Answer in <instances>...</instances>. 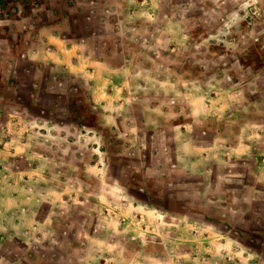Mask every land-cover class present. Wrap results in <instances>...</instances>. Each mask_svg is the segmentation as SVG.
<instances>
[{"label": "rangeland", "instance_id": "374dc122", "mask_svg": "<svg viewBox=\"0 0 264 264\" xmlns=\"http://www.w3.org/2000/svg\"><path fill=\"white\" fill-rule=\"evenodd\" d=\"M21 2L8 5L26 6ZM172 3L173 16L188 12L186 24L195 38L189 46L171 45L166 34L150 32L147 23L133 33L120 31L118 24L105 27L100 13L82 16V31L62 32L85 41L83 53L94 49V57L114 66L124 65L126 57L133 61L130 78L113 73L124 85H111L110 91L125 90V95L114 99L106 125L105 112L94 105L90 110L87 96L83 101L74 95V82L51 66L30 70L34 78L41 75L38 101L21 91L18 79L8 84L11 66H1L11 61L9 48L0 47V264H264V198L249 199L258 160L228 163L233 145L250 141L256 156L264 151V136L244 129L256 125L264 131V0ZM46 4L35 20L55 18L66 26L68 14L52 15ZM206 39L214 43L201 47ZM59 105L65 107L63 118L57 115ZM22 113L28 130L18 127L9 134L6 123L23 119ZM63 119L76 127L89 124L91 131L41 129L35 122ZM26 134L27 141L42 143L49 156L45 166L69 187L55 208L53 191L44 184L45 217L55 208L53 232L32 234L30 241L3 225L21 203L15 187L26 175L19 168L34 166L8 159L10 151L23 150L20 140ZM185 137L196 146L219 141L195 158L197 151L186 147ZM181 154L188 157L182 165ZM89 161L90 173L81 169Z\"/></svg>", "mask_w": 264, "mask_h": 264}, {"label": "crops", "instance_id": "0c3cea01", "mask_svg": "<svg viewBox=\"0 0 264 264\" xmlns=\"http://www.w3.org/2000/svg\"><path fill=\"white\" fill-rule=\"evenodd\" d=\"M15 1H22L26 6L20 5L18 8L13 6L10 7L14 0H0V32L11 33L10 37H6L0 33V40H5V43L1 44L0 47L9 48L6 54L7 58H4L11 60L9 62L10 64H5V62L2 61L1 66L4 70L7 65L11 66L10 74L6 75L8 77L7 83L9 84L12 80L18 79L15 81L21 82V91H26L27 94L36 95L35 97L38 101L39 92L43 90L42 81L40 79L41 75L39 74L34 78L33 76H30V70L32 67L38 65L51 66L57 72L63 74L66 82L69 79L74 82L75 86L70 89V91H74V95H77L79 98L83 97V101L85 95L87 96L90 110V107L94 105L100 110L101 115L103 111L105 112L103 115L105 125L106 123H111L108 111L114 106V99L122 98L125 95V90H117L124 85V83L113 79V73L121 74V78L124 77V79L130 78L134 69L133 61L126 57L124 65L117 67L114 66L110 60L94 57V49H92L90 53H83L82 48L83 46H86L87 43L76 38H67L62 34L63 31L80 32L83 30L81 25L82 16L90 19V17L100 13L104 16L105 22L108 23H105V27L107 25L118 24L117 28L120 31L126 30L132 31L133 33L134 31L139 30L140 24L147 23L150 32H161L166 34L171 45H174L175 47H186L195 41L193 32L186 24L188 12H184L185 15L183 17L181 15L176 17L172 15L175 8L172 3L173 0H170V4H167L165 0ZM43 1L47 2V6L50 3L52 7V15L58 17L61 15V17H64L65 14H68L66 26L60 25L61 23H58L59 20L57 21L55 18L49 22H37V20H35V16L42 13L41 6H43ZM22 2L21 4H23ZM4 4H7V6ZM65 6L67 7L66 9ZM211 36L212 35L209 37L211 38ZM213 43V40H210L209 42V40L206 39V41L202 42L201 47L210 46ZM16 47L22 48L20 53H16ZM15 64L19 65L20 68L14 66ZM30 81H35L34 85L31 84ZM111 85L117 87V89L110 91L109 87ZM66 90L68 93L69 89ZM124 104L125 101L123 100L121 105ZM60 105L57 109V115L63 118L65 114H62L61 111H64L65 107H61ZM98 106L100 108H98ZM20 117L23 118L25 115L22 113ZM63 121L66 122L63 123L60 120L55 121L54 123L35 122L36 126L41 129H47L48 127L63 128L72 126L80 129L84 134L86 129L91 131V126L89 124L86 125L85 123H80L79 126L76 127L75 121L68 119H63ZM29 123V119L27 118L19 119L17 121L10 119L5 126L7 127L9 134H12L16 132L14 129L18 127L21 131L23 130V127H26L28 130ZM255 126L256 125L247 126L244 129L245 131L251 129L253 132H260L258 134L264 136V131H260L259 128H254ZM27 136L30 135L26 134V137H23V139L20 140V143L22 144H20V148H23V152L10 151L8 159H22V163L28 165L33 163L34 166H24L19 168V174L26 175L25 178L19 182V186L15 187L19 190V195L22 196L19 198L21 203L17 208L11 210V217H7V221L4 220L6 223L4 222L3 225L7 228V231L15 232L17 238L29 239L30 241L32 234H34L35 237H44L43 235H45L46 232L51 233L50 231L52 230L55 208L56 206H60V201L65 199V192L69 187L59 183V180H63L59 177V173H53L51 168L45 166V158L47 160L49 159V156L44 153L43 146H41L42 143L37 144L36 142L32 143V140L27 141ZM9 139L10 144L15 140L11 135ZM188 139V137H185V145L186 147L189 145L188 147L190 148L188 149H191V151H197L195 153L197 157L195 155L192 156L195 158H198L199 155L204 156L206 152L208 150L211 151L212 149L210 148L219 141L214 140L211 146H196L193 144L192 140ZM259 154H261V156H256V152H253V142L250 143V141L243 142L241 147L233 145L229 149V164L243 159L253 160L254 158H257L258 160L257 169L254 172V184L250 188L251 197L249 199H251V201H253V199L264 198L262 195L260 196L257 194L264 192V151ZM187 158L188 157H185L182 154L179 155V163L182 165ZM91 166L92 162L89 161L87 165L83 164L81 169L83 168V171L85 170L90 173L92 171ZM62 173L64 172L62 171ZM50 174L58 175V178L50 179L48 177ZM45 183H48L50 186L49 190L53 191V207H55L48 217H45L44 215L45 202L42 193V190L45 189V187H43ZM39 192H41V194H39ZM31 242L34 243L33 241ZM234 248L235 247L232 246L231 250H229L235 252ZM244 250L249 252L248 249ZM211 263L214 262L212 261ZM239 264L259 263L247 260Z\"/></svg>", "mask_w": 264, "mask_h": 264}]
</instances>
